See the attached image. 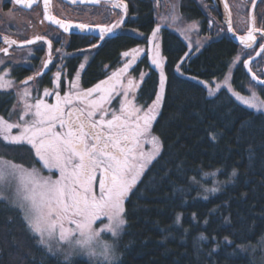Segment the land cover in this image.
<instances>
[{
  "label": "trees",
  "instance_id": "1",
  "mask_svg": "<svg viewBox=\"0 0 264 264\" xmlns=\"http://www.w3.org/2000/svg\"><path fill=\"white\" fill-rule=\"evenodd\" d=\"M138 7L141 17L131 26L146 34L153 20L146 5ZM180 7L186 21L199 17L192 0H183ZM160 40L166 83L153 132L163 142V150L125 202L127 224L118 264H262L247 248L264 236V114L241 106L224 89L209 97L195 79L223 78L237 47L221 36L191 51L167 30ZM130 43L131 39H121L98 51L84 69L85 82L101 78L102 65L115 61L117 51ZM9 71L15 82L29 75V69L19 65L9 66ZM245 77L242 64L235 65L232 85L243 94ZM143 83L139 100L149 104L158 78L153 73ZM12 101L8 93H0L2 116H8ZM32 151L29 145H11L0 138V157L29 164L34 160ZM214 172L221 188L205 199L202 187L212 186L213 181L203 175ZM200 234L207 239L199 240ZM0 264L67 262L37 244L20 211L0 201ZM74 264L90 262L75 258Z\"/></svg>",
  "mask_w": 264,
  "mask_h": 264
},
{
  "label": "snow or ice",
  "instance_id": "2",
  "mask_svg": "<svg viewBox=\"0 0 264 264\" xmlns=\"http://www.w3.org/2000/svg\"><path fill=\"white\" fill-rule=\"evenodd\" d=\"M8 2H14L27 10L32 9L38 0ZM71 2L75 4L77 0ZM90 2L99 3L100 0ZM106 2L114 9H121L122 17L115 23L96 26L100 41H104L105 37L124 24V17L128 12L124 0ZM49 3L50 0H43L45 18L68 33L73 25L52 15ZM224 7L229 8L227 0ZM178 18L176 15L172 16L173 21ZM251 24L246 34L238 37L240 44L249 49L256 46L255 33H261V39L264 40V29L255 27V17H252ZM75 27L88 33L93 32V27L88 24H76ZM197 27L196 22H193L188 30H195ZM160 30L157 25L149 39L151 63L160 72L159 93L147 108L136 102L135 92L139 84L131 78L126 83L124 80L129 69L145 51L133 48L122 54L128 58L122 68L93 87L81 89L80 72L77 71L75 80L69 84V90L61 95L62 70H57L54 73V90L45 88L43 96H37L33 102H29L31 91L28 88L23 90L20 94L23 110L18 122H9L0 116V138L11 145L31 146L35 157L42 162V168L49 173L44 175L38 168L29 169L0 158V198L8 199L3 196V191L14 181L12 206L20 211L26 229L36 238V243L56 256L58 261L60 257L67 264H74V257H85L90 264H96L97 261L118 264L120 260L116 242L103 239L101 234L110 233L117 239L121 236L127 224L125 202L133 194V189L141 181L149 165L163 150V142L153 132V125L160 114L166 81L165 58L156 42ZM227 30L233 31L230 19ZM185 38L188 39L187 36ZM3 41L9 47L17 44L16 40L7 35L3 36ZM37 41H43L47 45L48 59L42 65L47 70L53 63L52 40L36 36L24 43L31 45ZM97 46L92 45L93 48ZM8 50V47L0 48V52L5 54ZM261 53H264V43L259 45L256 55ZM84 60L86 63L87 56ZM85 63L79 65L81 70ZM7 75V72L0 74V90L13 86V81L5 78ZM36 75H43V72ZM144 75L140 74L141 81ZM35 78L30 76L22 83L27 85L29 80ZM253 79L264 84V80H259L255 74ZM225 85L231 91L227 78ZM220 87L217 84L215 90L209 88V95H214V91H219ZM233 95L247 108L264 112V99L255 91L251 96L234 91ZM47 97H54V102L48 103L45 99ZM117 97H121L117 101L118 107H111L112 101ZM13 129L17 130L15 134ZM212 138L215 140L216 137ZM53 171L58 172L55 178ZM236 175L237 171L233 169L231 176L234 178ZM218 190L217 187L205 189L211 193ZM204 198L207 199V196ZM97 222H100V227H97ZM179 222L180 216L177 215L176 223ZM198 239L206 240L207 237L200 234ZM225 241L231 243L227 237Z\"/></svg>",
  "mask_w": 264,
  "mask_h": 264
},
{
  "label": "flooded vegetation",
  "instance_id": "3",
  "mask_svg": "<svg viewBox=\"0 0 264 264\" xmlns=\"http://www.w3.org/2000/svg\"><path fill=\"white\" fill-rule=\"evenodd\" d=\"M195 8L197 9L198 16L191 23L196 22L198 25L197 31L200 37L212 36L221 37L226 36L230 38V31L227 30V24L223 22V17L220 9L218 8L217 1L215 0H192ZM128 6L127 16L124 17V24L117 28L113 34L105 37L104 41H100L97 38V34H82V33H64L58 26L52 24L45 18V12L43 8V0H38L33 5L32 9H23L22 7L15 5V3H9L8 0H0V48L8 47V53L0 52V56L13 57L16 51L30 49L28 57L29 66H22L29 69V75L24 77L20 83L26 80L30 76H37L35 82V88L40 90L43 95L45 88L50 91L54 90V73L57 70H62L60 92L63 95L69 90L70 82L75 80V74L80 72L79 86L81 89H88L93 87L101 80L107 79L112 72L122 68L127 62L126 57L122 54L125 51H130L133 48L144 49V54L138 59V61L129 69L125 75V83L127 79H134L139 88L135 92L136 101L141 102V90L142 85L151 74H157V67L152 65L150 59V43L149 39L153 30L160 26V32L158 33L157 43L162 49L161 36L163 30H167L179 36L178 27L174 26L172 16L176 15L179 18L175 21H186L183 18L181 12V4L183 0H124ZM222 9L228 18L231 20L233 36L239 37L245 35L247 30L252 26V17H255V27L264 29V0H227L229 8L224 7L225 0H220ZM146 5L153 20L152 27L148 33H141L135 27L131 26V22L138 20L141 17V12L138 11V6ZM49 10L56 18L67 21L74 24H88L92 27L97 25H106L117 22L122 17L121 9L112 8L106 0H100L99 3H92L90 0L86 2H80L73 4L71 0H50ZM229 10L231 16L229 17ZM190 22V21H188ZM174 24V25H173ZM7 35L10 39L17 41V44L9 47L3 41V36ZM257 40L256 46L253 48H245L240 43H235L231 38L230 40L237 47V55L235 56L236 65L242 64V68L245 73V85L246 94H252L253 91L261 98L264 99V84L258 83L256 79H253V75L257 76L259 80H264V53L259 56L256 55L259 52V45L264 43L261 39V33H255ZM36 36H44L52 40V60L53 63L49 65L47 70H44L42 65L48 59L47 45L43 41H37L35 44L18 46L24 41L34 39ZM180 37V36H179ZM181 38V37H180ZM121 39H131V42L125 49H119L117 51V59L111 63L103 64L102 71L103 76L98 77L91 84H88L83 79L84 69L87 64L90 63L92 57L107 45L115 41H121ZM137 40L139 43H137ZM96 44L97 47L93 48L92 45ZM59 49V51H57ZM162 55V50H161ZM87 56V62L85 63L84 57ZM163 56V55H162ZM63 57V60H61ZM250 61V63H245ZM81 63H85L83 70L79 68ZM246 64L250 72L246 71ZM7 69L9 66L18 65L7 62ZM2 69V68H1ZM38 72H43V75H36ZM144 73L143 81L140 80V74ZM11 77V75H10ZM13 80V78L11 77ZM50 103L54 102V97H47ZM111 107L114 106V100Z\"/></svg>",
  "mask_w": 264,
  "mask_h": 264
},
{
  "label": "rangeland",
  "instance_id": "4",
  "mask_svg": "<svg viewBox=\"0 0 264 264\" xmlns=\"http://www.w3.org/2000/svg\"><path fill=\"white\" fill-rule=\"evenodd\" d=\"M174 24H173L174 26H177L179 28V33H178L179 36L181 37V39H183L185 41V43L188 45V47H189V49L191 51H192V49L195 50V49L203 47L207 42H209L210 40L216 38V37H212V36H205V37L202 36V37H200L199 34H198V31H197V28L195 30H188V26L192 24L191 22H188V21H184V22H182V21H179V22L178 21H174ZM182 32H183V34H182ZM185 36H187L188 39H186ZM15 54L16 55L13 56V57H6V58L0 56V74H3L5 72H7L8 75L5 77L6 79L12 80L11 77H10V71L7 69V66H8V65H6L7 62H10V63H13V64H15V63L17 64L18 63L19 66H23V67L24 66H29V63H28L29 59H28L27 56H29V54H30V49L16 51ZM235 65H236V61L234 60L233 64H231V66L229 67V70L226 73V75L223 78H221V79H215V80H211V81H205V80L203 81V80H200V79H197V78H195V79H196L197 82H199L204 87V89L206 90L207 95L209 97L215 96L221 89H224V90H227L230 93V95L233 97V100H235L241 106L246 107L245 105H242L239 101H237L235 99V96L233 95V91L234 92H238L237 90L234 89V87L232 85V79H231L232 78L233 69H234ZM176 71H178L180 73L179 70H176ZM156 72L158 74V84H157V91L155 92L156 94H155V97H154L153 101L155 100L156 95L159 93L160 72H159L158 68H157ZM226 78L228 79V83L231 85V91L229 90L227 85H225V79ZM12 81H13V86L11 88L0 90V93H8L13 99L12 106H11V109H10V111L8 113V116L4 117L1 114H0V116L4 117V119L8 120L9 122H18L19 118H20V115L22 113V110H23V101L20 98V94L23 92V90L25 88H28L31 91L32 97L30 98L29 102H33L34 98H36L37 96H43V95H42V93H40V90L35 88L36 87L35 86L36 78L34 80H29L27 85H25L24 83L15 82V80H12ZM217 84L221 85L219 91H214V95H209V88L215 90ZM164 92H165V89H164ZM238 93H240V92H238ZM240 94L244 95V96H251L250 94H243V93H240ZM163 97H164V94H163ZM120 98L121 97H117L114 100V106L115 107H118L117 101ZM47 102L50 103L48 101V99H47ZM136 102L139 105H143L144 108H147L149 105L152 104V102L149 103V104H144L143 102L141 103V102H138V101H136ZM247 109H249V108H247ZM250 110L255 111L253 109H250ZM160 111H161V107H160L159 112ZM258 113L264 114V112H258ZM16 132H17V130L13 129V134H15ZM32 152L34 153V150ZM0 158H3L5 160H7V161H11V162H13L15 164H18V165H23L24 167L29 168V169H31L32 167L38 168V169H40L43 172L44 175H48L49 174L47 169L42 168V162H40L39 159L37 157H35V155H34V160L33 161H29V164L17 163L16 161H14L12 159L5 158V157H0ZM35 160H37L39 163L38 162H36L34 164L31 163V162H34ZM214 174H215V172L211 173L209 175H205V174L203 175V177L205 179L211 178L212 181H213L212 186L202 187L203 196H207V195L210 196V194H214V193H211V192H206L205 189H210V188H213V187H217L220 190V188H221L220 184L221 183L219 184V182H217V180L215 179V175ZM53 176H54V178L56 176H58V172L53 171ZM14 187H15V182L14 181L10 182L9 187L5 188L4 191H3V196L7 197L8 199L5 200L3 198H0V201H4V202H7L9 204H13L12 196H13ZM100 226H101L100 222H97V227H100ZM101 235H102L103 239L108 240L109 242H114V241L116 242L117 251L120 254V259H121V255H122L121 247H120L121 243H119L120 239H121V236L117 239L116 237H112L110 233H102ZM247 250L254 257H256V260L259 263L264 264V236L259 240V242L255 246L254 245L250 246L249 248H247ZM46 251H47V249H46ZM49 254L52 255L51 253H49ZM75 258L76 259L80 258V259L87 260V258H85V257H74L73 259H75ZM60 259L63 260L62 257H60ZM96 264H103V262L102 261H97Z\"/></svg>",
  "mask_w": 264,
  "mask_h": 264
},
{
  "label": "water",
  "instance_id": "5",
  "mask_svg": "<svg viewBox=\"0 0 264 264\" xmlns=\"http://www.w3.org/2000/svg\"><path fill=\"white\" fill-rule=\"evenodd\" d=\"M215 1H217V5H218V8L220 9V11H221V14H222V17H223V22L225 23V24H227L228 25V18L226 17V15H225V13H224V11H223V7H222V5H221V3H220V0H215ZM49 21V20H48ZM50 22V21H49ZM75 25L76 24H74L73 25V27L72 28H70V30H69V32L68 33H82V34H98V30H97V28L96 27H93V32H91V33H88V32H85V31H82V30H80V29H78V28H76L75 27ZM230 38L235 42V43H240L239 42V40H238V37L237 36H233V34H231V31H230ZM26 45H29V44H25V43H20V44H18V46H26ZM248 64H246V71L247 72H250L249 71V69H248ZM45 70V69H44ZM37 77V76H36Z\"/></svg>",
  "mask_w": 264,
  "mask_h": 264
}]
</instances>
